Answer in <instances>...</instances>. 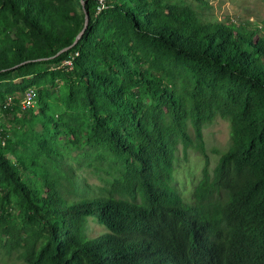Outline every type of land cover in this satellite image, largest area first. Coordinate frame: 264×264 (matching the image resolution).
Listing matches in <instances>:
<instances>
[{
  "label": "trees",
  "instance_id": "trees-1",
  "mask_svg": "<svg viewBox=\"0 0 264 264\" xmlns=\"http://www.w3.org/2000/svg\"><path fill=\"white\" fill-rule=\"evenodd\" d=\"M96 5L0 0V82L22 80L12 108L35 87L28 112L116 172L91 184L81 155L62 162L42 145L50 175L28 180L0 134V248L24 264H264V21H208L177 0ZM216 117L229 143L210 166L203 129ZM179 145L204 160L189 200L173 184ZM92 220L105 228L96 236Z\"/></svg>",
  "mask_w": 264,
  "mask_h": 264
},
{
  "label": "rangeland",
  "instance_id": "rangeland-1",
  "mask_svg": "<svg viewBox=\"0 0 264 264\" xmlns=\"http://www.w3.org/2000/svg\"><path fill=\"white\" fill-rule=\"evenodd\" d=\"M191 6L198 14L208 21L239 22L250 21L251 23L264 21V0H177ZM147 65H162L158 59L164 60L161 55L147 52L144 56ZM45 65L40 63L34 66L36 73L43 72ZM22 80L15 78L11 81L0 82V94H17ZM49 85L37 86L43 90L44 98L54 105L59 106L62 94L60 88L50 89ZM18 108V107H17ZM0 109V134L9 137L7 140L6 156L14 160L20 158L26 166L23 176L30 179H48L50 175L49 160L45 157L42 145L55 156L59 154L62 162L68 161L72 155H81L79 160V173L86 177L91 184L99 183L100 179H108L116 174L112 164L108 160L97 156V150L88 146L74 148L72 152L64 148L63 135L56 133L42 120L41 115L36 112L30 114L28 111L18 109ZM57 114L53 120H58ZM188 133L194 140L192 128L188 125ZM6 137V138H7ZM41 139L43 143L39 141ZM204 151L208 157L210 166H213L221 152L229 143V123L227 120L216 117L203 129ZM48 151V152H49ZM83 153V154H82ZM58 157V158H59ZM204 160L200 151L189 148L185 152L178 146L175 153L173 184L184 199L189 200L193 187L201 176ZM29 174V175H28ZM90 235L96 236L105 228L97 224L95 220L89 222ZM0 264H24L16 251L8 253L0 248Z\"/></svg>",
  "mask_w": 264,
  "mask_h": 264
},
{
  "label": "built area",
  "instance_id": "built-area-1",
  "mask_svg": "<svg viewBox=\"0 0 264 264\" xmlns=\"http://www.w3.org/2000/svg\"><path fill=\"white\" fill-rule=\"evenodd\" d=\"M96 13L100 12L104 5V0H95ZM61 66L71 67V59H66L62 61ZM37 89L33 86L27 87L20 95L18 99V107L22 111L34 110L37 106ZM14 97L11 94H8L4 97L3 102L0 103L1 110H9L13 107ZM6 137V136H5ZM5 137L2 138V144L5 143Z\"/></svg>",
  "mask_w": 264,
  "mask_h": 264
},
{
  "label": "water",
  "instance_id": "water-1",
  "mask_svg": "<svg viewBox=\"0 0 264 264\" xmlns=\"http://www.w3.org/2000/svg\"><path fill=\"white\" fill-rule=\"evenodd\" d=\"M80 1H81V0H80ZM87 21H88V17H87V14L85 13L84 27H83L82 31H80V33H79L78 36L76 37L74 43H75V42L78 40V38L82 35L83 30H84V28H85L86 25H87Z\"/></svg>",
  "mask_w": 264,
  "mask_h": 264
}]
</instances>
